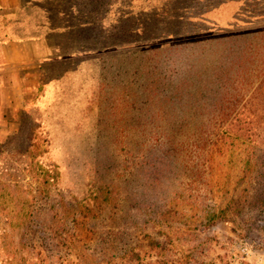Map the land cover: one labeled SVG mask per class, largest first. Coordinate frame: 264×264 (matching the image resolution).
I'll return each instance as SVG.
<instances>
[{"label":"rangeland","instance_id":"374dc122","mask_svg":"<svg viewBox=\"0 0 264 264\" xmlns=\"http://www.w3.org/2000/svg\"><path fill=\"white\" fill-rule=\"evenodd\" d=\"M0 2V264H264V18H185L150 60L73 61L56 0Z\"/></svg>","mask_w":264,"mask_h":264},{"label":"trees","instance_id":"16d2710c","mask_svg":"<svg viewBox=\"0 0 264 264\" xmlns=\"http://www.w3.org/2000/svg\"><path fill=\"white\" fill-rule=\"evenodd\" d=\"M197 8L195 0H56V26L63 28L56 33L60 37L58 45L72 46L75 51L92 50L94 58L134 55L150 60L164 48L156 44L158 41L169 43L171 38L185 34L184 20L188 13L196 14ZM105 15L107 18H103ZM49 31L48 28L46 32ZM154 70L153 67L143 70L146 73L143 88L160 94L166 85L154 80ZM136 254V259L119 264H173L169 260L152 259L153 253ZM61 263L102 264L71 256L63 257Z\"/></svg>","mask_w":264,"mask_h":264},{"label":"crops","instance_id":"0c3cea01","mask_svg":"<svg viewBox=\"0 0 264 264\" xmlns=\"http://www.w3.org/2000/svg\"><path fill=\"white\" fill-rule=\"evenodd\" d=\"M249 0H218V4H215V6L211 9H208L204 11L203 13L197 15L193 13H188L186 18H225L224 20H221V22L228 23L229 19L232 18H264V14L260 15H242L244 12V8L247 6V3ZM0 4H3L0 2ZM59 13V12H57ZM58 15V14H57ZM58 18V16H56ZM60 18V17H59ZM103 18H107V15H105ZM63 28L60 26H56V33H59L62 31ZM49 34L46 32V37L48 38ZM49 39V38H48ZM49 46H53L52 43H47ZM60 49V45L56 43V50ZM80 51H73L69 53H64L63 55L66 57H74L76 55H79ZM60 55L56 54V58H58Z\"/></svg>","mask_w":264,"mask_h":264}]
</instances>
